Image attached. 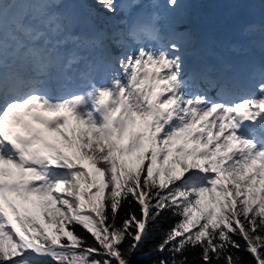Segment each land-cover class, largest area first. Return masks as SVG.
Returning a JSON list of instances; mask_svg holds the SVG:
<instances>
[{
    "label": "snow or ice",
    "instance_id": "snow-or-ice-1",
    "mask_svg": "<svg viewBox=\"0 0 264 264\" xmlns=\"http://www.w3.org/2000/svg\"><path fill=\"white\" fill-rule=\"evenodd\" d=\"M195 2L0 0V264H264V16Z\"/></svg>",
    "mask_w": 264,
    "mask_h": 264
},
{
    "label": "trees",
    "instance_id": "trees-1",
    "mask_svg": "<svg viewBox=\"0 0 264 264\" xmlns=\"http://www.w3.org/2000/svg\"><path fill=\"white\" fill-rule=\"evenodd\" d=\"M200 1H201V0H197L198 3H200ZM174 222H175L174 220L169 219V220H167V221L164 223L163 227H164V228H169V227H171V225H172ZM160 238H161L160 235H159V234H156L155 237H154V239L150 240L148 245H145L144 250L147 251L149 245L158 242V241L160 240ZM90 239H91V237H90ZM133 264H149V260H148V259L140 258V254H137V257H134V258H133Z\"/></svg>",
    "mask_w": 264,
    "mask_h": 264
},
{
    "label": "rangeland",
    "instance_id": "rangeland-1",
    "mask_svg": "<svg viewBox=\"0 0 264 264\" xmlns=\"http://www.w3.org/2000/svg\"><path fill=\"white\" fill-rule=\"evenodd\" d=\"M92 2V6L94 10L98 13L99 21L102 23V18L109 16L110 14L104 11L103 7L99 4L95 3V0H90ZM193 6L197 9L196 11L199 12L201 5L197 3H194Z\"/></svg>",
    "mask_w": 264,
    "mask_h": 264
},
{
    "label": "bare ground",
    "instance_id": "bare-ground-1",
    "mask_svg": "<svg viewBox=\"0 0 264 264\" xmlns=\"http://www.w3.org/2000/svg\"><path fill=\"white\" fill-rule=\"evenodd\" d=\"M252 3H253V8L258 12L257 23H260L261 21L260 16H261V12L264 10V6L260 4L259 0H252ZM257 37H259V33L257 34Z\"/></svg>",
    "mask_w": 264,
    "mask_h": 264
}]
</instances>
